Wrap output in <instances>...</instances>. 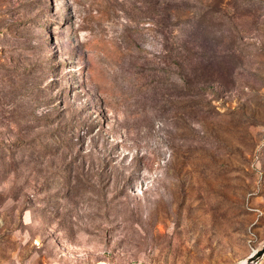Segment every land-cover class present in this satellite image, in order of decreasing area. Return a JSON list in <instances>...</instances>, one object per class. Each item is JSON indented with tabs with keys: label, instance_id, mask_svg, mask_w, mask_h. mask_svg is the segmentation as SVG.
I'll list each match as a JSON object with an SVG mask.
<instances>
[{
	"label": "rangeland",
	"instance_id": "rangeland-1",
	"mask_svg": "<svg viewBox=\"0 0 264 264\" xmlns=\"http://www.w3.org/2000/svg\"><path fill=\"white\" fill-rule=\"evenodd\" d=\"M262 245L264 0H0V264Z\"/></svg>",
	"mask_w": 264,
	"mask_h": 264
},
{
	"label": "water",
	"instance_id": "water-1",
	"mask_svg": "<svg viewBox=\"0 0 264 264\" xmlns=\"http://www.w3.org/2000/svg\"><path fill=\"white\" fill-rule=\"evenodd\" d=\"M264 254V245L260 248L253 250L245 259L243 264H254ZM132 264H144V263H132Z\"/></svg>",
	"mask_w": 264,
	"mask_h": 264
},
{
	"label": "bare ground",
	"instance_id": "bare-ground-1",
	"mask_svg": "<svg viewBox=\"0 0 264 264\" xmlns=\"http://www.w3.org/2000/svg\"><path fill=\"white\" fill-rule=\"evenodd\" d=\"M244 263V262H243ZM243 263H241V264H243Z\"/></svg>",
	"mask_w": 264,
	"mask_h": 264
}]
</instances>
